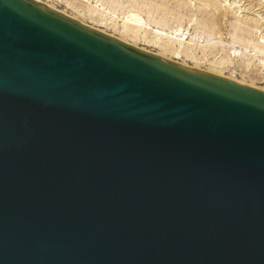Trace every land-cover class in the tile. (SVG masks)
I'll return each mask as SVG.
<instances>
[{
  "label": "water",
  "instance_id": "1",
  "mask_svg": "<svg viewBox=\"0 0 264 264\" xmlns=\"http://www.w3.org/2000/svg\"><path fill=\"white\" fill-rule=\"evenodd\" d=\"M0 264H264V90L0 0Z\"/></svg>",
  "mask_w": 264,
  "mask_h": 264
},
{
  "label": "rangeland",
  "instance_id": "2",
  "mask_svg": "<svg viewBox=\"0 0 264 264\" xmlns=\"http://www.w3.org/2000/svg\"><path fill=\"white\" fill-rule=\"evenodd\" d=\"M36 1L146 52L264 90V0Z\"/></svg>",
  "mask_w": 264,
  "mask_h": 264
},
{
  "label": "bare ground",
  "instance_id": "3",
  "mask_svg": "<svg viewBox=\"0 0 264 264\" xmlns=\"http://www.w3.org/2000/svg\"><path fill=\"white\" fill-rule=\"evenodd\" d=\"M132 15H133V14H132ZM135 17H136V15H135ZM135 17H134V18H135ZM131 19H132V18H131ZM135 19H136V18H135ZM139 19H140V18H139ZM127 21H128V20H127ZM137 21H138V19H137ZM139 23H140V21H139ZM146 27H147V26H146ZM236 33H238V32H236ZM245 35H246V34H245ZM239 38H240V37H239ZM239 38H238V39H239ZM261 46H262V45H261ZM262 48H263V47H262ZM168 60H169V59H168ZM171 61H172V60H171Z\"/></svg>",
  "mask_w": 264,
  "mask_h": 264
}]
</instances>
